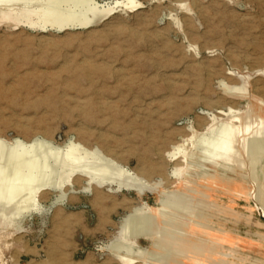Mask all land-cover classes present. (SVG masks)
<instances>
[{
    "label": "rangeland",
    "instance_id": "1",
    "mask_svg": "<svg viewBox=\"0 0 264 264\" xmlns=\"http://www.w3.org/2000/svg\"><path fill=\"white\" fill-rule=\"evenodd\" d=\"M136 1L61 31L0 21L2 146L71 140L129 174L115 177L122 185L75 174L62 203L53 205L57 192L46 187L37 212L0 217V264H264V152L252 153L251 166L238 136L233 159L202 168L187 139L233 116L240 127L264 121V0ZM69 7L63 0L58 9ZM47 161L38 155L16 173L0 164L1 185L54 178L60 168ZM165 200L188 211L163 208ZM137 207L158 228L125 238L124 218ZM160 213L176 220L164 225ZM115 242L136 262L118 259Z\"/></svg>",
    "mask_w": 264,
    "mask_h": 264
},
{
    "label": "bare ground",
    "instance_id": "2",
    "mask_svg": "<svg viewBox=\"0 0 264 264\" xmlns=\"http://www.w3.org/2000/svg\"><path fill=\"white\" fill-rule=\"evenodd\" d=\"M62 1L53 0L51 5L48 3V0H0V21L10 23L13 26L22 25L32 29L37 28L41 31H47L49 27L61 31L69 26H91L98 18L107 16L113 12L118 5L122 4L128 8H139L140 4L136 0H114L111 3L105 2L102 4L94 0H68L70 3L69 11L62 12L58 9ZM38 3L41 5L38 6ZM83 3L87 5L84 12L77 14L70 13L76 11V8ZM230 91L241 95L245 94L240 87H234ZM232 112L233 110L231 109L217 110V113L222 115H228ZM214 118L216 117L213 116ZM239 118L233 116L230 122L219 121L205 132L192 131L187 137L190 147L189 158L199 163L202 168L204 166L224 167L228 162L227 160L233 159L236 154L233 143L236 142L238 136H246L239 140L241 143L245 142L247 144L245 149L248 155L252 157V153H256L257 157L260 156L264 152V121L260 119V121L253 125L247 119L244 126L240 127L236 123L239 122ZM253 127L256 130L253 131ZM178 153V147L167 152L173 158H176ZM38 155L42 158L44 165L48 162L47 160L51 159L54 162L52 164L60 168V172L49 180L42 177L43 179L39 181L35 179L32 180L33 182H31L32 176L27 174L21 177L22 179H20V183L18 184L16 182L17 179L12 177L11 181L5 186L1 185L2 177L0 176V217L6 222L18 220L23 215L31 212H37L41 208L39 199L42 195L40 196V193L46 187L57 192V196L54 198L52 204L62 203L63 196L65 195L63 188L65 186H68L69 189L72 188L69 186L71 185L70 179L75 174L87 176L88 184L91 181H96L97 184L114 182L117 185H122L125 183L116 178L121 177L123 179L129 177L126 170L119 169L107 158L99 155L97 152L95 153L93 150L89 151L81 148L71 140L61 144H53L36 136L27 142L15 139L4 146L0 143V164L8 166L15 173L22 167L29 169V165L31 166L32 164L31 160ZM106 156L108 155L106 154ZM180 156L181 161L185 163L187 161L186 155L182 153ZM254 163H256V157H252L251 166ZM53 175H56V173ZM47 176L49 178V175ZM252 178L256 180L254 176ZM24 189H26L25 196L17 199V196ZM258 193H262L260 187H258ZM162 206L176 212L188 211L180 203L170 200L162 201ZM262 213V217H264V209ZM160 220L162 224L171 226L172 221L176 219L160 213ZM154 228L157 229L158 227L155 226L153 218L147 216L146 209L137 207L133 213L124 218L121 233L125 238L147 237L152 235L151 229ZM123 246L122 242H115L110 248L123 263L136 262V259L133 257L119 252ZM145 264H148V262H145Z\"/></svg>",
    "mask_w": 264,
    "mask_h": 264
},
{
    "label": "crops",
    "instance_id": "3",
    "mask_svg": "<svg viewBox=\"0 0 264 264\" xmlns=\"http://www.w3.org/2000/svg\"><path fill=\"white\" fill-rule=\"evenodd\" d=\"M173 194H175L174 192H173ZM188 196H184V195H182V197L181 198H187ZM176 198H177V196H176ZM172 201V200H171ZM154 238L156 237V236H153Z\"/></svg>",
    "mask_w": 264,
    "mask_h": 264
}]
</instances>
